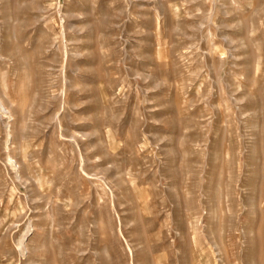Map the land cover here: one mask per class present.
Returning a JSON list of instances; mask_svg holds the SVG:
<instances>
[{
	"label": "rangeland",
	"instance_id": "1",
	"mask_svg": "<svg viewBox=\"0 0 264 264\" xmlns=\"http://www.w3.org/2000/svg\"><path fill=\"white\" fill-rule=\"evenodd\" d=\"M0 264H264V0H0Z\"/></svg>",
	"mask_w": 264,
	"mask_h": 264
},
{
	"label": "bare ground",
	"instance_id": "2",
	"mask_svg": "<svg viewBox=\"0 0 264 264\" xmlns=\"http://www.w3.org/2000/svg\"><path fill=\"white\" fill-rule=\"evenodd\" d=\"M22 248V247H21ZM22 252V251H21Z\"/></svg>",
	"mask_w": 264,
	"mask_h": 264
}]
</instances>
